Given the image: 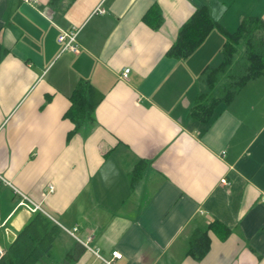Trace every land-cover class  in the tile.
Wrapping results in <instances>:
<instances>
[{"label": "crops", "instance_id": "0c3cea01", "mask_svg": "<svg viewBox=\"0 0 264 264\" xmlns=\"http://www.w3.org/2000/svg\"><path fill=\"white\" fill-rule=\"evenodd\" d=\"M205 6L231 32L249 16L264 23V0H0V172L62 230L39 264H264V78L204 123L191 109L202 71L222 60V31L187 58L167 55ZM74 28L79 52H63L58 36ZM82 81L102 100L71 134ZM19 199L0 186L1 252L33 216ZM215 221L230 234L210 230L194 259L191 235Z\"/></svg>", "mask_w": 264, "mask_h": 264}, {"label": "trees", "instance_id": "16d2710c", "mask_svg": "<svg viewBox=\"0 0 264 264\" xmlns=\"http://www.w3.org/2000/svg\"><path fill=\"white\" fill-rule=\"evenodd\" d=\"M220 29L224 37L221 48L222 60L216 67L207 66L200 75V91L191 116L200 122L210 123L219 107L228 106L251 80L264 78V23L259 17L244 18L233 32L223 28L212 16L208 7L195 11L181 27L177 40L167 55L174 58L191 56L214 29ZM7 50L0 44V62ZM71 106L66 113L80 132L95 120V110L102 100L98 90L89 82L82 81L74 89ZM227 238L230 229L215 221L197 229L190 237L187 254L201 260L210 249L209 231ZM61 227L41 212L33 213L30 221L18 232L17 238L2 252L0 264H39L49 254ZM79 255L84 252L81 245ZM73 254L68 252L66 259Z\"/></svg>", "mask_w": 264, "mask_h": 264}, {"label": "built area", "instance_id": "2783aa9c", "mask_svg": "<svg viewBox=\"0 0 264 264\" xmlns=\"http://www.w3.org/2000/svg\"><path fill=\"white\" fill-rule=\"evenodd\" d=\"M27 2H32L33 0H26ZM100 13H104L105 11L103 9H99ZM78 33L79 30L74 28V29H70V30H62L60 35L58 36V42L62 45V51H71L74 53H78L79 52V47L80 44L78 42ZM130 69L126 68L123 73H122V77L124 79L128 78V74H129ZM224 183L228 184V182L226 180H223ZM2 185H6V186H10L12 187L14 193L19 196V205L26 208L28 211H30L31 213H35V212H41L44 215H46L47 217L54 219V217L45 210V208L38 203L33 202L25 193L21 192L19 189L15 188L12 181H10L9 179H7L1 172H0V186ZM55 220V219H54ZM78 230L77 227H74V229L72 231L67 230L70 234H72L73 236H75V232ZM86 248L90 249L88 246V243H83L82 241H80ZM95 254H98L97 252H95ZM114 258H122V254L118 251H114L113 252V259ZM112 261H107V263L111 264Z\"/></svg>", "mask_w": 264, "mask_h": 264}, {"label": "rangeland", "instance_id": "374dc122", "mask_svg": "<svg viewBox=\"0 0 264 264\" xmlns=\"http://www.w3.org/2000/svg\"><path fill=\"white\" fill-rule=\"evenodd\" d=\"M213 40V39H212ZM211 40V41H212ZM215 54V51H213L212 52V55L211 56H213ZM221 58H222V54H221ZM217 62V61H216ZM215 63V61H213V63L212 64H214ZM216 64V63H215ZM63 251H58L57 250V247L55 248V250H54V255H56V257L58 258V259H60L61 258V253H62ZM59 255V256H58Z\"/></svg>", "mask_w": 264, "mask_h": 264}, {"label": "water", "instance_id": "95a60500", "mask_svg": "<svg viewBox=\"0 0 264 264\" xmlns=\"http://www.w3.org/2000/svg\"><path fill=\"white\" fill-rule=\"evenodd\" d=\"M8 241L9 243H12L14 241V235L12 233L8 234ZM2 255V252L0 251V257Z\"/></svg>", "mask_w": 264, "mask_h": 264}]
</instances>
